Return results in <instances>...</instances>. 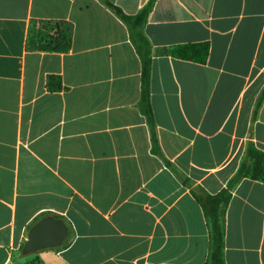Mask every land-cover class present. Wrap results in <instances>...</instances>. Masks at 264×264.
I'll return each mask as SVG.
<instances>
[{
    "label": "crops",
    "instance_id": "0c3cea01",
    "mask_svg": "<svg viewBox=\"0 0 264 264\" xmlns=\"http://www.w3.org/2000/svg\"><path fill=\"white\" fill-rule=\"evenodd\" d=\"M134 14L147 0H110ZM71 26L70 48H27L32 21ZM150 151L141 65L99 0H0V264H204L208 217L195 197L227 188L246 143L264 152V0H156ZM207 42L204 63L154 52ZM59 75L60 91L45 88ZM177 173H176V172ZM221 207L225 264H264V178ZM63 219L59 247L23 251L31 226Z\"/></svg>",
    "mask_w": 264,
    "mask_h": 264
},
{
    "label": "trees",
    "instance_id": "16d2710c",
    "mask_svg": "<svg viewBox=\"0 0 264 264\" xmlns=\"http://www.w3.org/2000/svg\"><path fill=\"white\" fill-rule=\"evenodd\" d=\"M99 1L111 10L126 26L129 40L139 57L141 65L138 108L146 119L149 131L150 151L159 157L167 167L171 168L170 162L161 152L157 139L149 89L153 49L142 31L149 12L156 0H147L134 14L124 13L110 0ZM31 25L37 26V30L33 31L30 26L27 34V48L48 52H65L70 48L71 26L69 23L62 20H38L32 21ZM154 52L204 63L208 56L209 45L207 42L182 43L158 48ZM45 88L51 92L62 90L64 87L60 76L55 74L47 75ZM263 98L264 89L256 102L254 116ZM245 177L257 181H261L264 178V152L257 148L252 141L246 143L243 158L229 180L226 189L221 190L215 195H207L203 198L195 197L196 201L202 205L210 225V252L208 261L204 264H225L223 256V221L221 207L229 200L230 188L241 178Z\"/></svg>",
    "mask_w": 264,
    "mask_h": 264
},
{
    "label": "water",
    "instance_id": "95a60500",
    "mask_svg": "<svg viewBox=\"0 0 264 264\" xmlns=\"http://www.w3.org/2000/svg\"><path fill=\"white\" fill-rule=\"evenodd\" d=\"M67 235L68 229L63 219L45 216L29 229L23 251L29 253L43 248L59 247Z\"/></svg>",
    "mask_w": 264,
    "mask_h": 264
},
{
    "label": "rangeland",
    "instance_id": "374dc122",
    "mask_svg": "<svg viewBox=\"0 0 264 264\" xmlns=\"http://www.w3.org/2000/svg\"><path fill=\"white\" fill-rule=\"evenodd\" d=\"M31 28H32L33 31L37 30V26H35V25H31Z\"/></svg>",
    "mask_w": 264,
    "mask_h": 264
}]
</instances>
